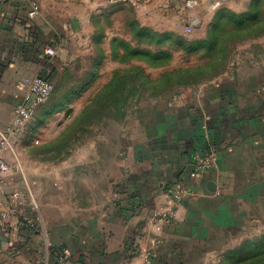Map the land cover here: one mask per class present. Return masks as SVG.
Returning a JSON list of instances; mask_svg holds the SVG:
<instances>
[{
	"label": "crops",
	"instance_id": "obj_1",
	"mask_svg": "<svg viewBox=\"0 0 264 264\" xmlns=\"http://www.w3.org/2000/svg\"><path fill=\"white\" fill-rule=\"evenodd\" d=\"M186 1L151 0L136 13L145 25L174 29ZM126 6L0 0V127L23 100L19 81L64 72L93 44L95 18ZM238 76L216 96L140 103L61 163L29 166L13 144L6 195L22 202L17 216L0 220V264H58L61 248L83 264H264V62ZM211 149L217 160L192 178L194 153Z\"/></svg>",
	"mask_w": 264,
	"mask_h": 264
},
{
	"label": "rangeland",
	"instance_id": "obj_2",
	"mask_svg": "<svg viewBox=\"0 0 264 264\" xmlns=\"http://www.w3.org/2000/svg\"><path fill=\"white\" fill-rule=\"evenodd\" d=\"M212 1L218 4L202 8L201 0H187L178 14L181 25L174 29L143 24L136 13L143 7L126 6L95 18V29L89 30L93 44L51 79L53 95L13 139L19 159L29 166L61 163L86 139L105 131L106 120L122 123L140 103L216 96L218 86L237 85L240 69L264 62V0ZM144 29L148 32H140ZM115 81L120 89L108 100L117 96L119 108L114 103L102 111L90 104ZM84 85L88 88L79 92Z\"/></svg>",
	"mask_w": 264,
	"mask_h": 264
},
{
	"label": "built area",
	"instance_id": "obj_3",
	"mask_svg": "<svg viewBox=\"0 0 264 264\" xmlns=\"http://www.w3.org/2000/svg\"><path fill=\"white\" fill-rule=\"evenodd\" d=\"M151 0H109L111 4L128 5L134 7H144ZM188 2V7L191 6ZM30 17L38 15V8L34 6L30 11ZM48 54L53 55L54 50L49 49ZM17 88L23 92V100L15 108V117L9 126L0 127V220L8 221L19 213L21 205V195L15 193L6 195L7 174L11 168L6 154L12 152V138L21 135L25 127L32 120L36 110L46 103L54 93L55 86L53 82L42 75L25 77L17 83ZM217 160V151L209 150L207 153L195 152L193 156L194 170L191 173L192 178H197L202 171L213 166ZM184 193L183 189H176L174 197L176 200ZM58 264H83L75 260L73 253L68 248L57 250Z\"/></svg>",
	"mask_w": 264,
	"mask_h": 264
},
{
	"label": "trees",
	"instance_id": "obj_4",
	"mask_svg": "<svg viewBox=\"0 0 264 264\" xmlns=\"http://www.w3.org/2000/svg\"><path fill=\"white\" fill-rule=\"evenodd\" d=\"M134 23V22H133ZM131 24L133 26V28L135 27V23ZM140 32H148V30L144 29L143 31ZM179 41L182 42L183 39L181 37H179ZM188 50L190 48L193 49V46H191V44H187L186 47ZM120 89V85L117 83V81L112 82L111 84L105 86L99 93L98 97L92 102L90 103L91 105L95 106V107H99L100 110H104V109H109L108 105L114 104L116 105L117 108H119V100H117V96L111 100H108L110 98V94L111 97H113V94H115V92H117Z\"/></svg>",
	"mask_w": 264,
	"mask_h": 264
}]
</instances>
